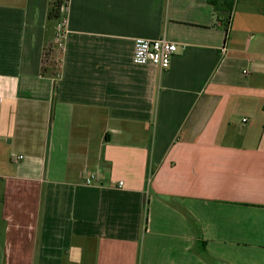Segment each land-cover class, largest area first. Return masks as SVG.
Segmentation results:
<instances>
[{
  "label": "crops",
  "instance_id": "0c3cea01",
  "mask_svg": "<svg viewBox=\"0 0 264 264\" xmlns=\"http://www.w3.org/2000/svg\"><path fill=\"white\" fill-rule=\"evenodd\" d=\"M250 3L234 0L226 32L208 0H70L52 78L50 0H0L4 264H264V12ZM137 38L176 43L170 68L135 65Z\"/></svg>",
  "mask_w": 264,
  "mask_h": 264
},
{
  "label": "built area",
  "instance_id": "2783aa9c",
  "mask_svg": "<svg viewBox=\"0 0 264 264\" xmlns=\"http://www.w3.org/2000/svg\"><path fill=\"white\" fill-rule=\"evenodd\" d=\"M69 3L70 0H65V4L61 7V20L55 27L53 43L60 51L63 50L66 39V15L68 12ZM177 52L178 45L166 38L154 40L137 38L134 44L133 63L140 66L152 65L162 71H166L170 68L171 61ZM222 52H225V48L222 49ZM97 178L98 175L91 174L88 175L85 181L87 184H91L95 182Z\"/></svg>",
  "mask_w": 264,
  "mask_h": 264
},
{
  "label": "trees",
  "instance_id": "16d2710c",
  "mask_svg": "<svg viewBox=\"0 0 264 264\" xmlns=\"http://www.w3.org/2000/svg\"><path fill=\"white\" fill-rule=\"evenodd\" d=\"M208 2L214 7L216 12L217 22H221L226 32L229 30V19L234 7V0H208ZM65 4V0H50L48 11V23L50 25H56L60 22L62 14L61 7ZM223 10V17L219 16V12ZM60 57L61 51L57 49L54 43L49 44L42 54L41 75L43 77L57 78L60 72ZM187 218L190 220L194 227L197 238L201 247V252H205L206 243L202 239L201 229L198 223L185 212ZM205 257V256H204Z\"/></svg>",
  "mask_w": 264,
  "mask_h": 264
},
{
  "label": "rangeland",
  "instance_id": "374dc122",
  "mask_svg": "<svg viewBox=\"0 0 264 264\" xmlns=\"http://www.w3.org/2000/svg\"><path fill=\"white\" fill-rule=\"evenodd\" d=\"M245 1H249V0H245ZM250 1H251L250 4L253 5L256 8V10H258L259 12H264V0H250ZM91 169L92 168H90V170L87 171L88 175L93 174V171H91ZM4 231H5V223L1 219V213H0V264H4L2 258V243L4 241Z\"/></svg>",
  "mask_w": 264,
  "mask_h": 264
}]
</instances>
